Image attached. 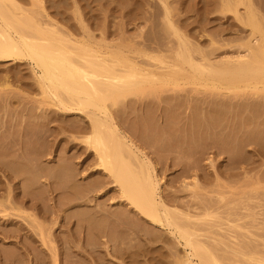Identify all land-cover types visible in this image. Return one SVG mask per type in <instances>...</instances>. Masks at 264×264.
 Returning <instances> with one entry per match:
<instances>
[{
    "label": "bare ground",
    "instance_id": "6f19581e",
    "mask_svg": "<svg viewBox=\"0 0 264 264\" xmlns=\"http://www.w3.org/2000/svg\"><path fill=\"white\" fill-rule=\"evenodd\" d=\"M22 1L29 2L32 8H26V6L21 5L17 0H0V66L3 65V63L5 62H13L14 63L13 69H19L20 71V67L23 66L24 62H27L30 65L31 81H28L30 79L24 80L23 77L18 78V80L22 82V84L28 91H36V95L31 97L29 94L26 93L25 97L22 99L21 102L26 101L27 103L29 102V100L33 99L39 105H43L48 108L50 107L55 108L56 113L54 114L56 115L51 116L55 119L63 118V116L66 114L75 117L76 123L70 125V130H74L76 133H83V132L85 133L82 136H75L74 139L79 143H81L83 147H85L84 149L88 151V153L86 154L85 158L81 161V163H84L85 161L86 162L89 161L87 160L88 158H90L91 160V157L92 160L96 162L95 165L96 168L90 174L88 173L86 177H90L92 175H94V178L96 175H100L101 177V179H94L88 184H86V182H88L90 179L87 178L88 180L84 181L86 184V186L84 184L85 186L84 188L80 187L79 184L78 187L80 188L75 189L77 186L76 184H78L79 181H81V179L78 178L79 179L78 182L75 179L76 180L75 182H77L75 184L76 186L74 185L75 182L72 183L70 181V179L74 181V178L77 177L74 171L76 165H72L73 161L72 162L69 161L71 159L73 160V158L75 157L74 155H73L74 157L73 158L71 157V159L69 158L70 154L68 157H66V160L69 159L67 161L71 163L72 165L71 166L70 164H68L69 162H66L64 155H62L63 157L60 158L59 154H63V153H58L59 159L57 160L60 163L57 161L59 165H57V163L55 164L58 167H63L64 164L67 163L72 167L71 168L70 166H67V169L61 168L63 171L59 169L62 171L61 173L60 171L57 172L58 170L57 166L52 164L48 166V168L50 167V169H52L54 166L56 168L55 169L56 173L52 171L54 173L53 175L58 174L54 177L52 176L53 178H56L57 181H59L58 183L55 179L52 178V180H55L57 183L55 184L54 183L55 181L53 182L55 186L57 185V187H59L58 185L60 184L61 185L60 187H62L63 184L68 183L69 181L72 183V184L69 183L71 184V186H69L68 184V187L66 189L68 190L69 195L65 194L66 185H64V188L63 187L60 188L62 189V191H60L59 188L57 189V191L59 190L57 194L59 193L62 194L60 195V197L63 196L64 192H65L64 194L68 196L67 198H65V200H63L62 198V201L58 200L59 198L58 199L56 198L58 200V203L61 201L63 204H65L66 202V205H68L69 208L80 207L81 210L80 212L79 209L75 208L74 211L71 209L72 212L71 210L70 212L69 210L68 212H66L67 211L66 210L65 211L66 213L64 212L63 226L67 228L68 230L67 233L69 234L70 228L76 225L77 227L76 235L78 234L79 240L81 238L79 234L81 233H83V238L85 237L86 239L85 243L81 244L80 249L88 253H90L92 250L94 251V255L96 253L95 255L96 257H98L97 256L98 252L95 251L103 250L102 251L103 255L101 256L99 254V259L102 262L107 261L110 264H115L113 260L118 259V257L122 258V263H124V259L127 257L132 259L142 257L143 253H141V247L145 246L147 243H167L168 242L167 240L162 239L161 236L158 235L159 232H161V230H167L168 234L173 237L172 239H176V242H178V244H180L182 248L188 250V252H186V254H184L183 256L176 257L174 264H227L226 258L216 254L214 248L210 247L208 244L204 243L202 240L199 239V235L197 234L198 229L196 228L197 225L193 224V222L201 223L204 221H208L209 219H216V213H213L212 211L209 212L208 210L202 211L201 209L200 211H202V214L191 215L189 211L186 210V212H183L178 208V206L181 205L180 201L178 200L180 198L174 192L168 193L166 196H164L161 190L162 179L158 177L156 171V165L146 155L143 148H141L138 144H136L134 140L128 135V133L126 132L127 129L124 130V128L122 129L119 126L118 124L119 122L117 123L116 118H114L111 109L116 106H120V108H122L123 104H127V103H129L128 105H130V103L134 105L137 104L142 105L145 102H148V98H146L145 95H150V93L154 92L161 86H170L172 88H178L186 85H191V86L200 85L205 89H218V90L222 89L223 91L226 90L236 91L245 88L246 89L250 88L252 90H264V32L261 28L260 22L258 21V14L256 10L253 8V5L251 4V0H238L239 3L246 5V11L244 17H240V15L237 13V10L235 8L233 9V11L240 24L243 27L249 28V34L252 37H257L256 44L253 46L246 45L248 51L247 55L236 56L235 59L232 58L222 61L221 63L224 64L230 63L229 65L231 66H225L222 67L221 69L210 68V65L197 62L193 58L192 51L196 52L200 50H198L197 48L192 49L193 47L192 48L190 47L191 43L185 38L184 35L181 34V32L175 26L172 19V10L170 8L171 6L170 7L168 6L167 0H160V1L164 9L163 19L166 26V27L164 26V30H166L165 28L171 30L172 34L178 40L179 49L175 54V59H168L165 56H163L164 54L159 55V54L146 53L145 45L143 44L145 43L144 40L145 38L143 39L144 40L143 43L142 41L140 42L141 44L140 43L138 44L139 41L137 42V39L135 40L137 42V45H142V46H137L136 44H131L129 42L113 45L109 40H107L109 33L106 25L102 27V34L100 36V39H97L96 36L93 34L92 30L89 28V26L84 22L82 13L80 12L79 9L80 6L78 4L79 1L81 0H68L71 2L72 10L67 17H63L60 14V12L58 11V5L53 6L57 3L53 4L54 3L53 1H51L52 3L49 2L50 5L52 4L53 8L55 7L54 9L55 13L57 15H61L62 18L66 20L68 26L63 25L60 21H58L56 18H54L48 13L44 4V0H22ZM262 1L264 2V0ZM61 2L63 1H60V3ZM200 2L203 3L204 0ZM202 5L204 6V3ZM62 8L65 9L64 6ZM134 8L135 5L133 9ZM260 8H262V6H260ZM224 11H229V9L226 10L223 6L222 7L220 6L219 12L225 18L227 16L223 13ZM154 16L156 17V15ZM154 16H152L153 19L155 18ZM112 17H111V21L113 19ZM65 20L63 21L65 22ZM154 21L156 20H153L152 24L155 23L154 25H157L156 22ZM161 26L163 27V24ZM238 30L241 32H245L243 28L239 26H238ZM140 33H142V31ZM145 36L143 34V37ZM143 37L139 34V38H143ZM212 51L213 50H211V52ZM205 52H207V50ZM145 58H147L152 62H157V65L155 67H146L145 61H141V59L143 60ZM206 62L207 64L210 63L209 61ZM12 74L13 73L10 72V70L8 69L6 73L0 77V123L2 124V127L4 126V124H6L5 119L3 121L5 115L7 116L6 118L10 121V123L8 124H12V122H14L13 117L15 118V121L19 119L16 118L17 117L16 114H18L19 111L18 113L17 111H15L14 105L19 104L20 101H18L19 99H17L14 93V89L17 88L14 87V84L12 82L11 79ZM34 97H38V98H34ZM155 100H157L158 102L160 101L162 103V100L158 99V97H155ZM177 101L178 100H176V102ZM170 103H171V99H170ZM170 103L168 105H171ZM212 104L213 103H211V108H212ZM20 105L19 108L22 106ZM144 105H146V103ZM209 105L210 104H208L207 107H210ZM165 108L167 109L168 107L165 106ZM169 108L167 110H169ZM170 109H172V107ZM22 110H23V106L21 107V111ZM29 110L28 111L25 110V111L29 112ZM121 110L122 109L118 111ZM136 112L139 113L138 110ZM165 112L163 111L161 112L164 113V117H165ZM58 113H61V115H59ZM14 114L16 115V117L14 116ZM25 117L23 116V118L25 119V122L23 123H27L32 120L30 116L26 118ZM49 117L50 115L48 114L43 118L41 117L43 120L47 121L46 126H48V123L51 121ZM37 118L35 122H37L40 119L38 118L37 120ZM185 118H183L181 122L180 120H178L179 124L182 123V126L184 124L183 120L185 121ZM187 118L189 117L187 116ZM42 119H40L41 120L40 122H42ZM162 119H164L165 122L171 121L169 118L167 120L165 118ZM187 120L189 122V123L187 122L188 125L189 124L191 125L190 120L189 119ZM135 121L133 122L132 120L131 124L129 123V125L135 126L133 124L135 123ZM18 122L20 123L21 121ZM120 122L122 123V121ZM15 123L17 124V122ZM140 124L142 125L143 122ZM164 125L162 124V126ZM133 126H132V130H135L136 126L134 128ZM158 126L161 127L159 121H158ZM2 127H0V129ZM4 127L5 129L7 128V126ZM4 127L2 129H4ZM8 127H10L9 129H12L11 125ZM170 127L168 125L169 129ZM143 128L145 127L142 128L140 127V130L142 131L146 129ZM181 128L182 127H180V129ZM190 128L191 131H189ZM22 129L24 130V127ZM43 129L46 131L45 128ZM176 129L179 130V128L173 127L172 132L173 131L175 132ZM192 130L194 131V129H192V127L190 126L188 127V130L183 129L181 131H177L176 133L178 132L182 133V131H184L186 133L184 132L183 133L186 135L189 132L193 133ZM204 130L206 131L202 130V132L205 133L206 135L208 130L207 128ZM9 131L10 130L7 131L6 129V134H9L10 136L9 140L12 137V140H10L11 145L9 144V146L11 147L8 149L6 148L7 153L1 156L2 158L0 157V173L2 177H4L5 179V181L0 179V216H1L0 219L6 218L7 224L16 225L17 223L13 221V219H11L10 216L21 218L23 221L26 222L29 228L38 231V235L41 238L42 245L50 251V264H60V258L58 257L54 246H52L53 244L52 245L50 244L51 240L50 241L48 240L47 233L44 230V226L45 225L48 226V225L46 222L45 225H43V222H40V216L43 217L45 214H47V212L40 213L39 211L38 214L35 215L29 213L26 210L27 207H34V208L36 207V205H34L32 201L34 200V197L38 195V193L35 192L37 194L33 196L34 193L33 190L34 187L37 186V185L35 186V183L37 182H35L36 180L32 179L31 175L35 177V175L38 173L40 175L39 177L44 179L43 182L48 181L49 184V182H51L50 176L52 175V172L49 176L48 175L44 176L46 171L47 173L49 172L48 168L42 167L43 165L44 166L47 165L45 161L44 164L43 162H41L42 164L38 163L42 170L37 168L38 164L37 167L34 168L35 166H32L33 163L32 161H34V159L33 157H31L32 156L31 150H29V148L31 147V143L28 142V145L30 143L29 145L30 147L27 149L25 148L27 144L26 143L25 145L22 144V146L24 145L25 146L24 148L28 150V152H26V150L22 148L23 149V153H22L19 147L15 148L17 145L16 143L17 136H15L13 133H10ZM49 131L53 133V131H51L50 129ZM164 131L162 132L164 133ZM200 131L201 130H199V133ZM4 132L5 131L1 133L3 134ZM134 132L135 134L138 133L136 131ZM146 132L147 129L145 130V134ZM162 132L161 134L163 136L167 134L166 133L167 131L164 134ZM174 132H173V136H175L176 134ZM131 133L129 132V134ZM2 134L0 135V137H4L5 133L3 134V136ZM28 136L30 137V134ZM35 137L38 136L36 135ZM185 137H187L185 138L186 140L188 139L187 143L192 144L193 139L191 140L189 139L191 138V136L189 137V135H187ZM175 138L176 139H174L173 137L175 142L176 140L180 141L178 140L177 136ZM31 139H33V137ZM183 139L182 142L180 143L184 142L185 144L184 143H183L184 145L180 144V146L182 145V147L184 148L185 145L187 144L185 142L186 140L183 141ZM2 140L4 141L3 138ZM38 141L40 140L38 139ZM42 142L44 141L42 140ZM177 143H178L177 145H179V142ZM68 144H69V148L72 149L77 148L75 143L68 142ZM3 145L2 143H0L1 148ZM180 146H178L179 150H181ZM3 148L5 149V146H3ZM46 148L47 147L44 146V149ZM4 149L2 151L6 152V149L5 150ZM40 149L42 150L41 147ZM175 149L176 148L174 147L173 151L177 150ZM187 149H190V153H191V148H187ZM179 150L177 151V153L180 156L182 155V153L180 154L179 152H181L182 150L181 151ZM184 151L185 149H183L182 152ZM187 152L189 154V150ZM196 152L197 151L195 152L193 151L192 153L194 154ZM42 154H44V152H42L41 155ZM193 154L190 155L191 157L189 161L188 159L186 160L188 163L191 164L193 163V161L191 160ZM173 155L174 157L173 156L171 157V165L173 163L172 160H174L173 158H175L176 157L175 155L177 154H173ZM197 155L198 156L195 157L196 158L195 160L198 159L199 153ZM183 156H185V154H183ZM63 158L65 160V163L64 160L60 161V159ZM183 158L182 159L178 158L177 160L174 161V163L179 164L181 162L180 165H182L185 159ZM199 160L200 158L198 159V161ZM176 161H179V163H177ZM158 162L161 161L159 160ZM61 163L64 164L62 165ZM196 164L194 165L195 167ZM199 164L200 162L198 163V166ZM184 165L182 166L183 168ZM32 167L34 168V171L32 170L33 169ZM201 167L202 165H200L199 168ZM187 168L189 169V166ZM201 169H199L200 172ZM35 170L37 171V173ZM32 171L36 174L31 173ZM41 171H43V174H41L42 173ZM68 172H70L71 174L72 172L75 173V174L73 173L74 178L73 175H71L72 177H70L69 181L67 180L68 178L66 177L68 175ZM79 173L81 172L79 171ZM182 174L183 175L181 176H184V173ZM61 175L62 176L64 175L62 180H60L59 178L61 177ZM63 180L64 181L67 180L68 182H64ZM61 181H63L64 183H62ZM43 182H41V184L39 185L44 186ZM108 184L110 185L109 188L106 190H102ZM197 184H198V179L194 176L192 186H196ZM182 186L189 187L190 185L183 182ZM40 187L42 186H39V188ZM111 189H114V191ZM44 191L45 190H43V192ZM111 191H113V193L110 198H112V200H118L119 203L118 207H121V209H117V210L115 209L113 212H109V210L104 209L106 208V206L103 207L104 202L103 204L99 202V200L101 202L103 201L102 198L98 199L99 197L107 196V194ZM43 192H42V196L44 195ZM39 194H41V192ZM104 198L106 197H103V199ZM186 198L184 197V199L183 198L182 199L185 200ZM42 199H38V200H40L41 202ZM96 199H98L97 202H99L96 204L97 208L90 209L91 207L90 204L91 203L95 204ZM187 200H185L186 203ZM29 201L32 202V204L29 203ZM61 202L58 207H60L61 205V209H62L64 207H62ZM49 204L50 202L48 203V205ZM42 205H44V203ZM48 205H47V211L49 212L50 206ZM81 207L83 208L86 207V209H83ZM112 208L113 207H111V210ZM44 209L40 208V210L42 211H44ZM76 210L79 211L80 214L79 212L77 213ZM200 211L197 213H200ZM74 212L77 214H75ZM109 216L114 217L115 219L111 221V218ZM19 225H20L19 229L17 227L12 226L13 230L16 229L14 232L11 231L12 229L10 230L11 228L10 226L8 227L9 230H7V227L5 226V228L2 231L4 238L9 239L11 237L22 235L20 234V232L23 231L25 227L22 224ZM231 227H235L236 229L240 230L238 224L235 225L233 224ZM241 231L243 232V230ZM245 233L248 234V232ZM64 235H62L63 238H65ZM92 236L100 240V243L98 244L91 243L90 239ZM23 238H24V242H26L29 246H31V247H27L28 245L25 244L26 251L27 249L29 250V248H32V250L36 249L35 245L32 244L31 241H29L28 236L25 237L23 236L22 239ZM250 238H254V237H250ZM65 239L62 240L65 241ZM73 241L74 240L72 239V234L70 233L67 237V244L70 243L72 244ZM49 244L51 245V247L49 246ZM3 245L0 247L1 249L4 247ZM65 245L66 243L65 244L63 243V247ZM10 247L5 246V248H7L8 250L10 249ZM65 247L68 248L67 245ZM65 247L63 248L64 253L65 251H67ZM100 247H102V250L100 249ZM133 248H135V251H132ZM68 249H70V247ZM2 250L5 251L4 249ZM15 251L16 253L18 252L17 250ZM37 251H39V247L37 248ZM12 252L14 253V251ZM16 253H14L15 260H17L18 255H20ZM36 253L37 255L40 256V253L42 252L39 251ZM4 254L3 255L5 256L4 257L5 261L6 262L9 261V264L10 263L28 264V261L25 259L27 256L26 257L24 256L25 258L22 257L23 259L20 262L19 260H17L18 262L17 261L15 262V260L14 259L12 260L11 258L12 255H9L7 253ZM15 254L17 256H15ZM67 254H69V252H67ZM233 255L234 256L240 255L245 261H247L250 264H264V257L258 256L255 253L244 254L243 252H240V250H235L233 251ZM72 258H74V256ZM72 258L70 257L69 259ZM77 259L78 258H76V262ZM38 260H39V264H47L42 257H39ZM64 261L63 264L64 263L67 264L66 263L67 260ZM84 261H85L84 264H88L86 260ZM76 262L73 261V263ZM81 262H83V260ZM132 264H141V262L135 260V262H133Z\"/></svg>",
    "mask_w": 264,
    "mask_h": 264
},
{
    "label": "rangeland",
    "instance_id": "374dc122",
    "mask_svg": "<svg viewBox=\"0 0 264 264\" xmlns=\"http://www.w3.org/2000/svg\"><path fill=\"white\" fill-rule=\"evenodd\" d=\"M17 1L21 5L26 6V8H32L31 4L27 1H22V0H17ZM51 1L54 2L53 4L57 3L53 6L58 5V11L63 17H67L70 14L72 10L71 2L68 0H44V4L48 13L54 18H56L58 21H60L63 25L68 26L66 20L63 19L61 15H57L55 13L54 10L55 7L53 8L52 4L50 5V3H52ZM60 1H63L61 2L62 4L60 3ZM84 1L86 2V5ZM200 1L203 0H167L168 6L169 7L171 6L170 8L172 10L173 22L175 26L178 28V30L181 32V34L184 35L185 38L191 43L190 47L191 48L193 47L192 49L197 48L198 50H200L196 52L192 51V56L197 62L210 65V68L213 69H221L222 67L225 66H231L229 65L230 63L224 64L221 62L226 59H232V58L235 59L236 56L247 55L248 51L246 45L253 46L256 44L257 37H252L249 34V28L243 27L240 24L233 11V9L235 8L237 10V13L240 15V17H244L246 11V5L239 3L238 0H204L203 2L204 6H203L202 5L203 3H201ZM261 1L262 0H251V4L253 5V8L256 10L258 14V21L260 22L261 28L264 32V12H263L264 2ZM63 3L64 4L66 3L65 4L66 6ZM153 3L156 5H154ZM78 4L80 6L79 9L80 12L82 13L85 24L89 26V28L92 30L93 34L96 36L97 39H100V36L102 34V27L106 25L109 33L107 40H109L113 45L119 43H128V42L137 45L138 41L139 44L141 41L143 43V41L145 40V43L143 44L145 45L146 53L159 54V55L164 54L163 56H165L168 59H175V54L179 49L178 40L172 34L171 30L167 28H165L166 30H164V26H165V22L163 19L164 9L160 0H152V2L151 0H123V1L122 0H109V1L81 0L79 1ZM134 5L135 8L133 9ZM63 6L65 9L62 8ZM220 6L221 7L223 6L226 10L229 9V11L223 12L227 17L224 18L223 15L219 12ZM260 6H262L263 9L260 8ZM154 15H156V17ZM110 16L111 17L113 16L112 21ZM152 16H154L155 18L153 19ZM63 20H65V22ZM153 20H156L154 22H156L157 25H154L155 23L152 24ZM162 24L163 27L161 26ZM110 25L111 26L113 25L112 26L113 28ZM238 26L243 28L245 32L239 31ZM119 27L121 30L119 29ZM141 31L142 33H140ZM137 33H139L142 37L143 34L144 36L145 35L146 36L143 38H139V34ZM136 39L137 42L135 41ZM137 46H142V45H137ZM206 50L207 52H205ZM211 50L213 51L211 52ZM205 53L207 54V56ZM141 61H145L146 67H155L157 65V62H152L147 58L143 60L141 59ZM206 61H209L210 63L207 64ZM13 65H14L13 62L3 63V65L0 66V77L3 76L8 69L10 70V72L13 73L11 79L14 84V87L17 88L14 89V93L17 99H19L18 101H20L19 104H16L17 106L14 105L15 111H17V113L19 111L20 114L19 113L16 114L17 117L15 114L14 116L17 119L19 118L22 120L16 119L17 121H15V118L13 117L14 122H12V124H8L10 123V121L6 118L7 116L5 115L3 118V121L5 119L6 124H4V126H7L6 128L7 131L10 130L9 131L10 133H13L15 136H17L16 139L17 145L15 148L19 147L23 153L22 148L25 147L24 146L25 143L27 145L28 142L31 143V147L29 146L30 145L29 143V145L28 146L26 145L25 148L27 149L30 147L29 150H31V155H32L31 157H33L34 159V161H32L33 162L32 166H35L34 168L37 167L38 163L40 164L41 162H43L44 164V161L45 163H47V165L42 166L44 168H48V166H50L51 164L55 166L59 165L60 162L57 160L59 159L58 153H63L59 155L60 158L63 157L62 155H64L65 160L66 157L69 156V154H70L69 156L70 159L71 157L73 158L75 156L73 160L72 159L71 160L67 159V160H69L70 162L73 161L72 165H76L74 171L77 177L74 178L73 175L74 172H72V174L70 173L71 171L68 172L69 176L65 173L67 175L66 177L68 178L67 179L68 181L70 177H72L71 175H73L74 181L70 179L72 183H74L76 180L78 182L79 179H81V181H79L78 184H76L77 182L74 183V185L75 184L77 185V186L75 185L76 186L75 189H79L80 187L84 188L86 184H88L94 179H101L100 175H96L95 178L94 175L90 177H86L88 173L90 174L96 168L95 167L96 162L93 161L91 157V160L90 158H88L87 160L89 161L87 162L85 161L84 163H81V161L85 158L88 151L84 149L85 147H83L81 143H79L74 139L75 136H82L85 133L84 132L76 133L74 130H70V125L76 123V118L73 117L72 115L66 114L63 116V118L55 119L51 117L53 115H56L54 114L56 113L55 108H51V107L48 108L46 106L39 105L33 99L29 100V102L27 103L26 101L21 102L22 99L25 97L26 93L29 94L31 97H33L36 95V91H28L24 87L22 82L18 80V78L23 77L24 80L30 79L28 81H31L30 65L27 62H24L23 66L20 67V71L19 69H13ZM145 97L148 98V102H145L146 105H144L145 103L142 105H138V104L134 105L131 103L130 105H128L129 103H127V104H123V106L121 105L122 108H120V106H116L112 108L111 111L114 118H116L117 123L119 122L118 123L119 126L122 129L124 128V130L127 129L126 132L128 133V135L134 140L136 144H138L141 148H143L146 155L156 165V171L158 177L162 179V185H161L162 194L166 196L168 193L174 192L180 198L178 200L180 201L181 205H179L178 208L183 212H186V210L189 211L191 215H200L202 214V211H207V210L209 212L212 211L213 213H216V219H209L208 221H204L201 223L193 222V224L197 225L196 228L198 229L197 234L199 235V239L202 240L204 243L208 244L210 247L214 248L216 254L226 258L227 264H250L247 261H245L240 255L234 256L233 251L235 250H240V252H243L244 254L255 253L258 256L264 257V90H252L250 88L248 89L245 88L236 91L235 90L223 91L222 89L221 90L205 89L200 85H194V86L186 85L178 88H172L170 86H161L154 92L150 93V95H145ZM155 97H158V99L162 100V103L160 101L158 102L157 100H155ZM169 97L171 99V103ZM34 98H38V97H34ZM165 100H167L172 106L168 105L169 103ZM176 100L178 101L176 102ZM206 101L208 102V104H210L209 105L210 107H207L208 104ZM164 102L165 104L166 103L167 104L165 105ZM211 103H213L212 108H211ZM20 104L23 106L24 111L23 110L21 111L22 106ZM19 105L21 106L20 108ZM29 105L31 106V108ZM164 105L168 108L172 107V109L169 108V110H167L168 108L166 109ZM117 109L118 110L122 109V110L118 111ZM25 110L26 111L29 110V112H26ZM137 110L139 111V113L136 112ZM161 110L163 112H165L166 110L165 117H164V113H161L162 112ZM47 114L50 115L49 119H51V121L48 123V126H46L47 121L42 119L43 117L47 116ZM58 114L61 115V113ZM23 116L24 117L30 116L32 120L33 119L34 120L33 121L31 120L32 122L29 121L27 123H23L25 122ZM187 116L189 118H187ZM37 117L42 119V122H40L41 120L40 119L38 120ZM185 117L190 120L191 125L190 124L189 125L192 127V129H194V131L192 130L193 133L189 132L191 134L187 133L186 135L184 134L186 133L184 131H182V133L181 132L176 133L177 131H181L183 129L188 130V127H190L188 125L189 122ZM36 118L38 120L37 122H35ZM162 118H165L166 120L169 118L171 121L169 120L170 122H165L164 119ZM183 118H185L186 123L188 122L187 125L184 120H183L184 123L183 126L182 123L179 124L178 120H180L181 122ZM132 120L133 122L136 120L135 123L132 122L136 127L133 125H129V123L131 124ZM141 120L143 122L142 125L140 124L142 123ZM18 121L21 122L19 123ZM120 121H122V123ZM158 121L162 128L158 126ZM15 122H17V124ZM162 124L164 126H162ZM10 125L12 126L11 127L12 129H9L10 127L8 126ZM168 125L169 127L171 126L172 129L173 127L179 128V130L176 129L175 132L173 131L174 133H176L175 136H173L172 129L171 127L169 129ZM22 126L24 127V130L22 129L23 128ZM132 126L133 128L135 127V130H132ZM139 126L141 128L145 127L147 129L146 134H145L146 129L143 128L145 130L141 131ZM178 126L182 128L180 129V127ZM0 127H2L1 123H0ZM2 128L0 129V135L2 134L1 132L3 131H5L4 132L5 134L3 133L4 137H0L1 139L0 141H2L0 143H2V145L4 144L3 146H5V149L6 148L8 149L11 147L9 146V144L11 145L10 140H12V137L9 140L10 136L9 134H6L5 127L4 129ZM43 128H45L46 131ZM206 128L208 131L205 135V133H203L202 130L206 131L204 130ZM49 129L53 131V133L50 132ZM164 130H166L167 132ZM199 130H201L200 133ZM134 131L138 132L140 136L138 135V133L135 134ZM162 131H164V133L166 132L168 135L165 134L163 136L161 134ZM189 131H191V128L189 129ZM129 132L130 133L133 132L134 134L131 133L132 134L131 135L129 134ZM27 133L30 134V137L28 136L29 134ZM35 134L38 137H35L36 136ZM183 135L185 136L189 135V137L191 136V138L189 137L188 138L190 140L193 139L192 144H188L187 143L188 139L187 140L185 139L187 137ZM176 136L180 141L177 140L176 142L174 141V139H176L175 138ZM32 137L33 139H31ZM42 137H44L45 139ZM2 138L4 139V141L2 140ZM38 139L40 141H38ZM182 139L183 141L186 140L185 142L187 144L185 145L184 148L182 147V145H184L185 143L184 142H183L184 144L180 143L182 142ZM42 140L44 142H42ZM61 142L63 146L61 145ZM68 142L75 143L77 148H73V149L69 148ZM139 142H141L142 144ZM177 142H179V145H177L178 144ZM22 144L24 145L22 146ZM180 144L182 145L180 146ZM44 146L47 148L44 149ZM178 146H180V149L182 151L183 149H185V151L182 152L181 150H179ZM186 146L187 148H191V153H190V149H187ZM40 147L42 148V150L40 149ZM174 147L178 149L177 150L175 149L176 151H173ZM2 148L0 150V157L3 156L5 153H7V149L5 152L2 151L4 149ZM178 150L181 151L179 153L180 154L182 153V155L179 156V154L177 153ZM186 150L187 151L189 150V154ZM192 150L194 152L197 151L196 153H194L195 155L192 153L193 152ZM26 152H28V150H26ZM42 152H44V154L46 152V154L41 155ZM198 153H199L198 159L200 158L199 161L198 159L195 160L196 159L195 157L198 156L197 155ZM173 154H177L175 155L176 157L173 158L174 160H172L173 163L178 158L182 159L184 157L185 159L183 158L184 159L183 162L185 163V165L184 163L180 165L181 162L179 163V161H176L179 164L174 163L175 164L174 165L172 163L171 165V157L172 156L174 157ZM183 154H185V156H183ZM191 154L194 155V156L192 155L191 158V160L193 161L192 164L186 161L187 159L188 161L190 160ZM64 158L60 159V161L64 160ZM67 160L66 162H69ZM159 160L161 162H158ZM197 161L198 163L200 162L199 166ZM70 162L68 164L71 165ZM55 163H57V165ZM39 164L37 168L42 170ZM66 164L67 163H65L63 167L57 166L58 167L57 172L60 171L61 173L63 171L62 170L63 168L67 169V166H70ZM186 164L189 166V169L187 168L188 166ZM195 164L196 167L194 166ZM183 165L184 168L182 167ZM200 165H202L201 167L202 169L199 168ZM55 166L53 167L54 169L52 167H51L52 169H50V167L48 168L49 170L47 169L50 173L49 172L47 173V171L45 170L46 173L44 174V176L46 175L49 176L52 171L55 172L56 171ZM34 168L32 169L33 171ZM197 168L201 169V172ZM59 169H61L62 171ZM33 171L31 173L33 174L37 173V171L36 173H34ZM79 171L81 173H79ZM41 172H42L41 174H43V171ZM182 173H184V176H181L183 175ZM53 174L54 173L52 172V175L50 176L51 182H49V184L48 181L43 182L44 179L40 178L39 177L40 175L38 173L35 175V177L31 175L32 179L36 180L35 182H37V183L34 182L35 186L36 185L37 186L34 187L33 196H35V194L37 193L38 195H36L34 197V200L32 201L34 205H36V207L35 208L27 207L26 210L29 213L35 215L38 214L39 211L40 213L47 212V214H45L43 217L40 216V222H43V225H45L46 223L48 225V226L46 225L44 226V230L47 233L48 240L49 241L51 240L50 244L51 245L53 244L52 246H54L58 257L60 258V264H63L64 260H67L66 261L67 264H78V263L84 264L85 263L84 260H86L88 264H110L107 261L102 262L99 259V254L101 256L103 255L102 247H100L102 251L100 250L95 251L98 252L97 255L98 257L95 256L96 253L94 255V251L92 250L90 253H88L80 249L81 244L85 243L86 239L85 237L83 238V233H81L79 234V236L81 237L79 240L78 234L76 235L77 227L75 224H74L75 226H72L70 228V233L72 234V239L74 241L72 244L71 243L67 244V237L70 233L68 234L67 228L63 226L64 212L66 210H67L66 212H68V210L70 212L71 209L74 211L75 208L80 210V207L69 208V206L66 205L65 201H64L65 204L61 202L62 198L63 200H65V198L68 197L67 195H69V192L66 189L68 187V184L71 182L70 181L68 182L67 180L66 181L63 180L64 182H68L63 184L62 186L64 188V185H66L65 186L66 193L65 192L64 193L67 195L63 193V196L60 197V195L62 194L60 193L57 194V192H59V190L62 191V189H60L62 187H60L61 186L60 184L58 185L59 187H57V185L55 186V184H57L56 183L57 179L53 177L58 174L55 175ZM63 176L61 175L62 178L59 177L60 180L63 179ZM194 176L198 179V184L196 186H192ZM52 178L55 179L56 181L52 180ZM87 178L90 179L85 184L84 181L88 180ZM0 179L5 181L1 173H0ZM63 181L61 182L64 183ZM41 182H43L44 186L39 185L41 184ZM57 182L59 183V181ZM183 182H185L190 186L183 187L182 186ZM71 184H69V186H71ZM79 184L80 187H78ZM39 186L42 187L39 188ZM109 186L110 185L108 184L102 190L108 189ZM58 188L59 190L57 191ZM43 190L45 191L43 192ZM111 190L114 191V189ZM113 191L109 192L107 196H102L98 198V199L102 198L103 201L101 202L99 200V202L101 204H103L104 202L103 207L106 206V208L104 209L109 210V212H113L115 209L116 210L121 209V207H118L119 205L118 200H112V198H110L112 196ZM40 192L41 194H39ZM42 192L44 194L43 196H42ZM42 197L43 199L45 197V199L43 200ZM103 197L106 198L103 199ZM184 197L185 198L189 197L185 199V200L188 199L187 203L185 202V200H183ZM56 198L57 199L59 198L58 200H61L60 202L62 204V207L64 208L61 209V205L60 207H58L60 202L58 203V200ZM38 199H42V201L40 202V200ZM98 199H96L95 204L94 203L90 204L92 207V208L90 207V209L97 208L96 204L99 203L97 202ZM47 201L50 202L49 205H48L49 202ZM32 202L29 201V203L31 204ZM42 202L44 203V205H42L43 204ZM47 205L50 206V210L48 208L49 212L47 211ZM43 206L45 207V209ZM111 207H113L112 210ZM40 208L44 209V211L40 210ZM59 209H61L62 211ZM83 209H86V207H84ZM201 209L202 211H200ZM191 210L193 211L195 210V211L193 212ZM199 211L200 213H197ZM78 212L79 211H77V213ZM10 218L13 219V221H15L17 224L9 225L6 223V218L0 219V228L4 226L2 229H0L1 230L0 247L4 244L3 245L4 247L2 249L5 250L3 251L0 248L1 250L0 264H9V261L8 262L5 261L4 253L12 255L11 257L12 260L13 259L15 260L14 257V253H16L15 250L18 251L16 254H20L18 255V258L16 257L17 260H19V262L23 259L22 257L27 256L26 258L25 257L24 258L28 261V264H39V260H38L39 257H42L47 264H50V251L42 245L41 238L38 235V231L29 228L26 222L19 217L10 216ZM110 218L111 221L115 219L114 217H110ZM18 223L22 224L25 227L23 231L20 232V234H22L24 237L28 236L29 241H31L32 244L35 245L36 248L35 250H32V248H29V250L27 249V251L25 250V246H26L25 244L27 243L24 242V238L22 239L23 237L22 235L11 237L9 239L4 238L2 231L5 228V226L7 227V230H9L8 229L9 226L11 227L10 230L13 227H17L19 229L20 225ZM233 224L234 225L238 224L240 230L236 229L235 227H231ZM15 230L12 229L11 231L14 232ZM241 230H243V232ZM245 232H248L249 235ZM62 235H64L66 239L63 238ZM158 235H160L162 239H165L168 242L147 243L145 246L141 247V253L143 254L142 257L140 258L132 259L127 257L124 259V263H122V258L118 257V259L113 261L115 262V264H132L133 262H135V260H138L139 262H141V264H174L176 257H181L184 254H186V252H188V250H185L184 248H182L180 244H178V242H176V239H172L173 237L168 234L167 230H161V232H159ZM250 237H254V238H250ZM62 239H65V241ZM90 240L89 241L91 243H97V244L100 243V240L96 239V237L94 236H92ZM62 242L64 244L66 243L68 248L70 247V249L71 248L72 249L71 250L68 249L67 247H65L66 246L65 245L64 247L67 249V251H65L64 253L63 252L64 247ZM50 244L49 246L51 247ZM5 246L6 247L11 246L9 249L10 251L7 248H5ZM27 247H31V246L28 245ZM38 247H39V251L42 252L40 253V256L37 255L36 253L39 252L37 251ZM12 251H14V253ZM132 251H135V248H133ZM67 252H69L70 255L67 254ZM16 254L15 256H17ZM72 255L74 256L75 259L72 258L73 257ZM63 256L65 257V259ZM69 256L73 260L69 259L70 258ZM76 258H78L77 262H76ZM17 260H15V262ZM82 260L83 262H81ZM73 261L76 263H73Z\"/></svg>",
    "mask_w": 264,
    "mask_h": 264
}]
</instances>
